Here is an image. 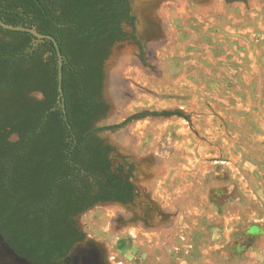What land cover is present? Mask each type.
<instances>
[{
	"label": "rangeland",
	"instance_id": "rangeland-1",
	"mask_svg": "<svg viewBox=\"0 0 264 264\" xmlns=\"http://www.w3.org/2000/svg\"><path fill=\"white\" fill-rule=\"evenodd\" d=\"M146 11L156 33L145 53L112 48L110 109L96 126L183 115L101 132L115 166L134 164L142 195L77 222L109 264H264V0H162Z\"/></svg>",
	"mask_w": 264,
	"mask_h": 264
},
{
	"label": "trees",
	"instance_id": "trees-1",
	"mask_svg": "<svg viewBox=\"0 0 264 264\" xmlns=\"http://www.w3.org/2000/svg\"><path fill=\"white\" fill-rule=\"evenodd\" d=\"M121 0H0V19L53 36L63 55L64 105L59 102V59L51 40L0 27V86L17 95L40 91L0 113L18 133L9 146L0 133V230L28 260L53 263L67 256L86 234L75 217L98 203H127L132 184L112 171L98 134L134 120L170 117L179 111L140 112L123 122L95 128L109 110L102 99L103 66L114 41L125 39L119 25ZM65 109V112H64ZM68 139H73L68 142ZM13 149V150H12Z\"/></svg>",
	"mask_w": 264,
	"mask_h": 264
},
{
	"label": "flooded vegetation",
	"instance_id": "flooded-vegetation-1",
	"mask_svg": "<svg viewBox=\"0 0 264 264\" xmlns=\"http://www.w3.org/2000/svg\"><path fill=\"white\" fill-rule=\"evenodd\" d=\"M155 1H162V0H121L120 1V12L121 13L119 15L118 21H119L121 33L124 35L125 39L114 41L110 50H112V48L117 43L131 42L134 46H136L139 49L141 53H145V42H144L145 40L144 39L156 33V28L153 22H151L149 18L147 17L148 15H147L146 10L149 9L151 7V4L154 3ZM103 72H104V80H103V88H102V99L106 102V104L109 106V109H110V105L108 103L109 101H107L104 97V87H105V82H106L105 81L106 80L105 63L103 66ZM45 98L46 97L44 93L40 91H31L28 95L27 94L17 95L14 92H11L7 87L0 86V113L8 112L10 107L12 110H14L17 107H19L20 104H25L27 100L31 102L40 103V102L45 101ZM97 122L95 123V128L106 127V126L97 127L96 126ZM4 123L5 122L0 119V133L4 134L7 137L8 144L5 146H6V149H8L9 146L11 147L17 144L18 142H20L21 137L18 133L9 132V134H7V132L10 131V127H7L6 130L1 129V125H3ZM100 134L101 133L98 134V137L103 141L104 145L106 147L112 148V149H109V153H108V159L111 162L112 171L116 172L123 179L128 180L133 186V192H132L133 199L131 201L127 203H120V202H105V203H118L123 206L130 205V206L136 207V199L141 198L142 193H141V190L138 188V186L133 181V178H134L133 176H134V171H135L134 164L126 161L123 163H119L118 165L115 166L113 163L114 161L112 160V157H111V154L114 152V147L107 140L103 139ZM69 141L73 142V139L72 140L68 139V142ZM98 204H104V203H98ZM84 213H80L79 215H77L75 217V221L77 222V218Z\"/></svg>",
	"mask_w": 264,
	"mask_h": 264
},
{
	"label": "water",
	"instance_id": "water-1",
	"mask_svg": "<svg viewBox=\"0 0 264 264\" xmlns=\"http://www.w3.org/2000/svg\"><path fill=\"white\" fill-rule=\"evenodd\" d=\"M0 27L10 31H23L29 32L33 34L37 38L36 44L40 43L41 41L48 39L51 40L55 46L58 59H59V102L63 103L64 105V91L62 88V81H63V55L60 51L59 44L57 40L51 36L46 34L39 33L35 28L25 27V26H13L5 23L0 19ZM65 112V109H64ZM130 206V205H129ZM0 264H39L32 262L22 256L19 252H17L11 244L5 239L1 230H0ZM45 264H109L106 259L104 248L97 244L94 241H91L88 238H85L84 241L78 242L70 253L58 259L53 263H45Z\"/></svg>",
	"mask_w": 264,
	"mask_h": 264
}]
</instances>
